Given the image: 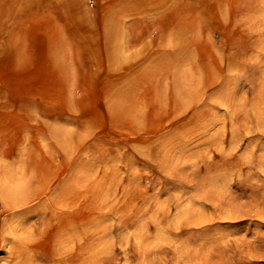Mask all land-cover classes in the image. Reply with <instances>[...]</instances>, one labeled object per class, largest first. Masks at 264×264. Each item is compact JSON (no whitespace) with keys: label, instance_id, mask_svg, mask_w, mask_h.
Returning <instances> with one entry per match:
<instances>
[{"label":"rangeland","instance_id":"374dc122","mask_svg":"<svg viewBox=\"0 0 264 264\" xmlns=\"http://www.w3.org/2000/svg\"><path fill=\"white\" fill-rule=\"evenodd\" d=\"M122 1L71 0L70 11L67 0H0V55L7 42L21 53L15 66L0 70V83L4 77L24 84L19 96L41 98L54 114L34 109L25 120L18 110H0V200H45L52 228L34 217L24 231L35 232L39 251L53 255L65 247L61 239L78 231L77 264H264V105L253 101L264 77V0H254L250 12L242 4L248 0L212 1L210 30L197 20H207V7L183 5L203 0L144 3L137 13L113 14ZM85 18L95 20L91 34L79 30ZM98 20L117 22L110 57L91 45L102 46ZM67 24L91 46L67 47L61 32ZM180 26L187 49L178 54ZM55 42L60 50L52 67L44 61ZM190 71L200 81V71L218 78L206 99L187 108L189 99H181L180 110H167L159 91L168 100L172 89L175 96L194 89ZM233 82L241 104L227 99ZM123 89L122 116L101 118ZM38 125L49 129L46 136ZM8 148L13 154L2 156ZM16 188L13 198L1 193ZM53 200H80L70 216L77 229L67 222L60 234L54 231Z\"/></svg>","mask_w":264,"mask_h":264},{"label":"bare ground","instance_id":"6f19581e","mask_svg":"<svg viewBox=\"0 0 264 264\" xmlns=\"http://www.w3.org/2000/svg\"><path fill=\"white\" fill-rule=\"evenodd\" d=\"M167 0H153L149 3L148 0H124L121 3L117 4L115 6L117 11L113 12V14L118 15L123 13H137L139 12L140 6H142L144 3L151 4L154 7H156L159 4L160 6H163ZM216 0H203L202 4L199 2H186L184 3V7L193 8L197 12H200L202 10V7L204 6L209 9L207 13V20L205 18L197 19L198 21H202L201 27L206 30L208 27V30H210L214 25L211 27V22H213V19L216 20V13H214L213 7L215 6L214 2ZM218 5L221 3L219 0ZM258 1L254 0H248L246 2H242L244 6H247L248 11L255 9ZM63 6L67 9L71 10L69 7H72L71 0H67L66 3L63 2ZM213 9V10H212ZM212 11V12H211ZM204 12V11H203ZM88 20V21H87ZM86 25L80 26L79 30L80 32H84L85 34H91L92 31H88L87 27L92 26L95 24H92L95 22V20H89L88 18H85ZM102 36H103V42L101 43L102 46H100V42H92L91 45L93 46L94 51H101L103 55L110 57L111 53L115 51V45L112 42L111 35L113 34V29H115L114 24H108L103 22L102 20H98ZM209 23H207V22ZM67 23V21H66ZM137 23H133L134 26H130L129 30L133 29ZM101 24V25H100ZM2 25V24H1ZM0 25V35L3 33V27ZM133 27V28H132ZM77 26L73 28H69L68 24L67 27H62L61 32L62 38H64V35H66L69 38V41L66 43V46L69 47L72 51H78V50H84L88 44H84L80 37L78 36V32H76ZM75 35V36H72ZM130 34V33H129ZM71 35V36H70ZM184 29L182 26L179 27L178 32L175 35L176 44L174 50H177L178 54L183 52L187 49H184L186 47L187 39L185 38ZM130 42H138L140 40V37L137 36H130L129 37ZM129 40L127 39V42L129 43ZM90 45V46H91ZM13 45L10 42H7L4 44V50L1 52L0 55V70H3L6 66H15L16 63L20 60L21 53L19 50L15 49L14 51L11 50V47ZM52 50V51H51ZM60 50L58 42H55L52 44V48L50 45V49L46 52V59L44 63L50 64V66H55V53H58ZM173 50V51H174ZM260 50L264 51V44L260 46ZM53 53V54H52ZM108 62V68H111L113 65L112 60L109 58ZM247 66V62H246ZM121 66L115 71L120 70ZM129 71H132L136 69L135 66H129ZM190 74L194 76V80L197 81L198 74L196 75V72L190 71ZM200 75L204 76L203 80H198L197 86H194V89H180L179 95L173 94V89L171 90L172 94H169L168 100H166L163 96L164 92L159 91V100H164L167 103V110L173 109L175 112L180 110L182 108V104L180 102L181 99H189L186 104L187 105H193L194 101L197 102L198 100H201L202 97L205 98L207 96V93L210 91L211 87L217 80V76L213 75L212 73L206 74L205 72H201ZM262 75V74H261ZM262 77V83L260 84V88L256 91L254 95V100L257 101L259 98L260 103L264 105V77ZM113 82L109 81L106 86L108 88L112 87ZM24 84H21L16 81H11L9 79H5L4 77L1 80L0 83V110L2 111H13L17 112L20 111L23 114V117L25 120H31V116L29 112L34 109H42V114L46 115L48 113V102L41 101V98L36 100H30L28 98H21L19 96L20 92H25V89L27 90V86H23ZM46 84H29L28 86H39L43 90H46L45 87ZM232 91L228 93L227 99L229 101H236V97L238 98V103L241 104V100L245 99L244 97L239 98L241 94V88H237L236 84L233 82V86L231 87ZM127 89V88H126ZM228 90V89H227ZM258 92V93H257ZM127 91L119 90L117 91L111 98V103L108 105L107 112L109 114H106V116H103L101 118H107V119H113L117 118L119 116H122L121 113L125 112V110H121V113L119 111L120 102H123L125 95ZM217 93H221V91H218ZM16 95V96H15ZM220 95V94H218ZM208 98V97H207ZM205 103V102H202ZM200 104L196 105V109L198 112V109L200 113L203 112V108L199 107ZM194 107V108H195ZM192 108V110H194ZM124 109V108H123ZM51 110V109H49ZM56 110V109H55ZM46 111V112H44ZM53 111V110H51ZM57 111V110H56ZM47 115H54V114H47ZM61 115V114H60ZM261 115L264 117V112H261ZM84 116V115H83ZM194 116V115H192ZM202 116V115H200ZM23 119V118H22ZM28 131L32 130L29 126H27ZM36 131H39L40 133L44 134L46 136V132L49 131L45 130V127L42 125H38L35 127ZM57 135H63L66 136V133L62 132H55ZM11 139L6 140L9 142ZM142 141V140H141ZM4 141H0V146L3 147ZM4 148V147H3ZM2 156H11L13 154V148L8 149H2L1 150ZM217 155L216 153H214ZM29 157L26 159L28 160ZM27 166V161L23 165V170ZM2 178V175L0 173V179ZM26 183V181H25ZM9 190H1V193L7 192L9 198L15 197L16 192H20L19 188H16L14 192L12 193ZM5 194V193H4ZM50 201V200H48ZM56 205L55 208H58L59 210L54 212L55 217L57 218V223L54 226V231H56L58 234H60V231L68 225L73 228V231L77 229V225L75 222H72L70 220V216L75 214L80 209V200H53ZM2 203V206L0 207V264H66V262H70L72 264H77L78 259H74V256H78V249H79V233L78 231H74L71 235H67L66 239H61L60 245L63 243L65 244V247L61 246L59 247V251L56 252V254L50 253H43L40 252L38 247H36V236L35 232L29 233V235L26 234L24 231L25 229L30 228V221L37 217V220L41 226H43L46 230L52 228L51 223L45 220L46 211L43 208L45 204V200H0ZM37 202V203H34ZM38 205V206H37ZM71 205V206H68ZM7 213V214H6ZM5 228V229H4ZM21 240H19V239ZM71 239V242L69 241ZM28 242V243H25ZM8 243V245H6ZM53 256H56V259H54ZM79 264V263H78Z\"/></svg>","mask_w":264,"mask_h":264}]
</instances>
